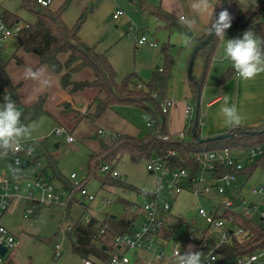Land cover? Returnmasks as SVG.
Wrapping results in <instances>:
<instances>
[{"label":"trees","instance_id":"16d2710c","mask_svg":"<svg viewBox=\"0 0 264 264\" xmlns=\"http://www.w3.org/2000/svg\"><path fill=\"white\" fill-rule=\"evenodd\" d=\"M70 0H66L58 9H52L51 4L44 6L37 0H21V7L28 11L33 20L28 21L30 26L19 31L16 36L17 48L11 55L16 58L19 64L23 61L18 58L17 51L22 49L27 53L35 54L39 59V65H46L52 72L60 75V85L63 90L73 94L89 88H98L104 96H96L92 104H96V112L93 118H100L106 110L115 105H127L144 109L149 115V129L142 136L129 133H115L109 142L100 140V150L90 157L87 170L88 176L82 181L83 186H87L92 178H97L101 187H118L125 191L143 193L136 186L127 183L122 178L114 177L110 174L100 176L103 165H111L113 168L118 164L123 156L129 155L133 160L158 157L165 166L170 168L185 167L192 170L193 175H197L200 170L199 162L195 158L197 152L220 149L249 150L256 146H261L262 154L243 170L236 171L234 168H217L215 176L219 177L227 173L236 172L239 176L251 178L258 168H264V124L259 126H240L230 129L229 137L224 139L201 141L196 136H200V108L199 123L196 133L193 131L196 118L192 120V126L184 133L173 134L168 129V113L163 112L162 103L167 99V89L172 78L174 59L169 51V44L162 48L164 55V65L158 68L152 79L141 87L131 86L130 74L122 82L117 80V71L108 58L106 52H101L96 45L88 44L80 35L82 25L87 19L89 10L83 12L77 23L70 26L64 20V13L68 8ZM137 4L143 12L157 16L164 21L170 29L180 28L176 17L166 11L161 4L154 5L145 0H138ZM227 9L233 17L232 29L236 34L242 35L245 30L252 29L260 38H264V0L250 1L245 6L240 4V0H220L216 12ZM3 14L8 25H13L19 16L8 10ZM209 27V26H208ZM210 35L208 28L206 33L196 39V47L199 43L206 41ZM222 39L212 37L197 53L204 58V68L200 77L194 73V63L189 68V81L192 90V101L197 105L200 100L202 90L207 83V76L213 62L217 58V52ZM61 55H66L62 60ZM11 59H7L5 52L0 56V96L4 89H8L16 104L21 107L23 121L29 127V123L36 120L45 113L47 94L39 96L36 102L30 105H23L18 92L20 84H15L7 70ZM89 68L94 73L93 79L76 80L73 74ZM235 74L230 64L223 74L220 83L226 82ZM1 98V97H0ZM87 116V115H86ZM85 117V116H84ZM190 136V137H189ZM37 149V159L45 153V142L40 140L35 144ZM50 166L53 162L49 161ZM44 171V170H43ZM42 171V172H43ZM55 178L63 183L66 188H72V181L64 178L55 170ZM146 198L153 196V192H144ZM75 200L70 201L65 208L62 222L65 224V233L71 241V247L75 254L83 259H90L96 264H108L110 260V250L113 248L114 235L111 231L100 234L96 227V220L85 223L82 219L73 218L71 206ZM119 202L126 208L137 202L119 198ZM89 209V207H87ZM235 224L245 231V236L239 238L233 236L230 243L223 244L218 250L222 258H234L240 255L253 252L264 253V226L259 222L247 219L241 214H235ZM135 217L130 211L125 210V214L117 219H110L109 223L116 232H132V222ZM189 226L187 232L191 231ZM113 242V243H112ZM191 243V242H190ZM191 244L197 247L196 242ZM104 246L108 249L105 250ZM8 264H18L10 260Z\"/></svg>","mask_w":264,"mask_h":264},{"label":"rangeland","instance_id":"374dc122","mask_svg":"<svg viewBox=\"0 0 264 264\" xmlns=\"http://www.w3.org/2000/svg\"><path fill=\"white\" fill-rule=\"evenodd\" d=\"M64 1L53 0L51 7L57 8ZM137 1L70 0L64 13L66 23L73 26L83 12L89 10L87 19L81 28L83 39L95 40L91 44L96 45L99 50L107 49L109 59L117 71L118 82H122L126 76L133 74L134 76L131 79V86L133 87L138 83L145 85L149 82L152 75L145 83L140 79L142 78L140 74L141 72L142 74L147 73L150 64L157 55L155 51L161 53L163 46L168 42V39H164V36L158 35L162 31L155 24L158 20L154 16L143 14L136 4ZM249 1L251 0H240V4L246 5ZM4 10L16 13L21 21L33 20L32 15L21 7V0H0V12ZM117 10L123 11L124 15L118 21H108ZM158 22L162 26L164 25L162 21ZM163 30L169 31L166 28H163ZM155 32L156 35H154ZM226 33L228 35L226 39H230L231 36L229 35H234L232 27ZM142 35L157 40L159 47L152 49L145 45L136 48V41ZM224 44L222 50L217 54L219 61L227 62L224 57ZM16 48L17 42L14 38L5 51L8 60L11 59V55L16 51ZM17 56L23 61V64H19L16 58H12L7 70L13 82L17 85L20 84V91L18 90V92H20L23 105L33 104L41 94H47L46 105L48 109L38 119L29 123L31 132L27 135L45 142V153L40 155L38 159L41 164L39 170H44V175L57 188L61 185L59 180L55 178V170L66 179H70L72 174H76L77 177L73 181H84L88 176L87 166L91 155L100 150V140L109 142L111 136L116 133L114 126L116 116L109 112V114H103L100 118H93L92 115L96 112V104L88 106V113L86 104L85 106H76L69 103L67 109L61 106L59 102L61 97L58 98L55 93L56 88L63 89L58 74L52 72L46 65H39L38 57L33 53H27L20 49L17 51ZM62 57H65V55H62ZM160 66L163 67V58ZM25 67L49 70L51 86L43 87L37 81L25 79ZM75 77L79 80L91 79L93 78V71L86 68L79 73V76L77 74ZM93 90L94 88H90L77 94L83 96V98H88L87 93H92ZM66 104L68 103L66 102ZM59 126H64L66 131L57 135L53 131ZM100 131H103V133H100ZM70 134L75 139L73 142H69L67 139ZM50 160L53 162L51 166L49 164ZM147 163V158L133 160L129 155H125L115 166L116 170L121 173L122 179L143 191L141 194L134 191H125L118 187L103 188L97 178H92L87 185L88 191L97 197L91 203L92 208L96 210L103 208V210L116 213L118 217H121L125 214V211L123 210V204L119 202V198L137 203L143 202L146 199L144 192H153L157 188L155 177L147 169ZM3 169L7 171L15 169L11 157L0 159V170ZM98 173L103 177L108 175L102 171ZM256 180L264 183V168H258L254 172L250 184L252 185ZM251 185H248V187L251 188ZM104 199L111 200L112 205H106ZM24 207L25 204L22 203L14 206V211L7 213L3 219L4 223L15 232L19 239L18 249L14 255L12 254L19 264H84V259L73 252L71 241L65 233L66 226L62 222L63 207L52 206L54 217L51 216L50 206L44 207L39 213L24 217ZM201 207L208 210L212 207V204L205 198L193 195L187 189L175 198L167 221L164 238L160 241L165 246V253L168 257L172 256L174 244L185 235L190 225L203 226V220L199 215ZM82 212L83 209L78 204L72 209L71 215L73 218H79ZM56 244L62 245L61 256H55L54 248ZM149 258L150 255L141 252V259ZM158 264H163V260L159 261Z\"/></svg>","mask_w":264,"mask_h":264},{"label":"built area","instance_id":"2783aa9c","mask_svg":"<svg viewBox=\"0 0 264 264\" xmlns=\"http://www.w3.org/2000/svg\"><path fill=\"white\" fill-rule=\"evenodd\" d=\"M37 1L44 6H49L52 2V0ZM122 13L123 11L119 10L113 17L118 18ZM29 26V22L21 20L15 21L13 25H8L3 12H0V56L7 50L10 41L15 38L16 34ZM138 44L153 47L158 45L157 42L149 40L146 35H142L138 39ZM6 90L11 93L8 89H4L0 96V103L3 102ZM171 106L172 101L167 98L162 103L163 112H169ZM17 107L22 112L21 107L18 105ZM193 113L194 106L188 105L186 114L193 116ZM65 131L64 126H59L53 132L60 135ZM181 136L183 137L184 133H181ZM67 139L69 142L75 140L71 134ZM38 141L40 139L36 137L26 136L16 151L9 152L6 156H0V159L11 157L15 165V169L10 171L0 170V264H8L13 251L18 246V238L3 220L14 206L25 204L23 215L28 217L36 212L38 206L67 207L73 200L81 202L84 208L82 219L85 223L97 219L96 227L100 234H105L108 231L113 233L114 243L110 250L111 256L108 264H112L113 259L117 264H158L162 259L158 261L157 257L167 255L165 246L160 241L164 238L174 200L186 189L199 198L207 199L211 202L212 207L208 210L204 207L199 209L203 226L190 225L192 230L178 239L173 246L172 255L177 244L181 246L180 251L183 254L188 244L196 242V250L201 251L204 257H207L205 264H264V253L262 252L223 259L218 250L223 244L230 243L234 235L239 238L245 236V231L235 224V214H241L264 226V184L251 185L252 195L260 197L259 201L252 202L241 194L234 196L227 194L228 188L236 187L245 177L239 176L236 172L215 176L217 168L227 167L234 168L236 171L243 170L262 154L261 146L253 147L247 151L225 148L197 152L195 158L200 165L197 175H193L192 170L182 166L167 167L158 157L150 158L147 169L154 175L157 188L153 191L152 197L146 198L139 204H132L124 208V210L130 211L135 218L129 221L132 222L133 231L121 233L111 227L109 220L99 219L89 211L88 205L94 202L97 197L89 192L87 186H83L82 182L73 181L77 177L76 174H72L70 178L72 188H57L44 175V172L39 170L41 164L37 159L35 147ZM26 161H30V165L20 169ZM102 172L122 178L121 173L111 165H103ZM206 175H209V178ZM104 202L106 205L113 203L109 199H104ZM1 248L6 250L5 254H2ZM141 252L150 255V258L141 259ZM61 254L62 245L56 244L55 255L61 256ZM84 264L96 263L90 259H84Z\"/></svg>","mask_w":264,"mask_h":264},{"label":"crops","instance_id":"0c3cea01","mask_svg":"<svg viewBox=\"0 0 264 264\" xmlns=\"http://www.w3.org/2000/svg\"><path fill=\"white\" fill-rule=\"evenodd\" d=\"M145 1H147L148 3L154 4V5L161 4L166 11L170 12L176 17L177 23L180 26V28L170 29L169 27L165 25L164 21L160 20L157 16L152 15L147 12H143L136 2L140 11L143 14H149L151 16H154L156 20L162 21L164 23V25L162 26L161 24H159L158 21L157 23L155 22L156 26L157 27L159 26L162 29V31H160L158 35L159 36L162 35L164 36V39H168L167 40L168 42L166 44L170 45L169 51L174 59V66L172 69V78L169 81L168 89H167V98L172 101V106L168 113V129L173 134H180L192 126V120L195 118V115H196V104H194L192 101V90H191L190 81H189V68H190L193 51L196 48V39H198L199 37H202L206 33L207 28L209 26V20L206 16H198L193 12L192 7H191L193 0H151V1L145 0ZM251 1H257V0H251ZM62 4H60V6ZM60 6H58L57 8H53V7L51 8L58 9ZM242 6H245V5H242ZM123 15H124V12L118 18H114L113 16L110 17L108 21H111V20L118 21ZM181 16L185 18L184 22L180 20ZM18 20H21V19L18 18ZM193 20L195 21V23L193 27L189 28L187 22L193 21ZM163 28H166L169 31H165L163 30ZM233 32H234V35H229L231 36L230 39L242 36V35L236 34L234 30ZM81 33L82 32L80 30V35ZM154 35H156V32ZM227 37L228 35L226 33L225 38ZM149 40L157 42V40H155L154 38H149ZM186 40L189 41V43H185ZM85 41L90 45H92L91 43L95 42V40L90 41L89 39ZM136 43H137L136 48L145 46V45H139L138 39ZM223 44H224V41L221 40L217 53H219L222 50ZM147 46L152 49H157L159 47V45H157L156 47H153L150 45H147ZM99 51L106 52L108 55L107 49L99 50ZM155 52L157 55L155 56L154 60L150 64L147 73L142 74L141 72L140 74L141 77L144 79L143 80L142 78H140L143 82L148 80L151 75H152L151 76V79H152L154 72L158 68H162V66H160L162 64V58H163V65H164V55H163L162 50H161V53L159 51H155ZM218 57L219 56L217 54V58L213 62L211 69L207 76L208 84L204 86L201 97H200V125H201L200 136L203 138H211V137L219 136L224 133H227L230 129H232L223 124V120L219 115V109L221 105L223 104L225 95H227V97L229 98V104L230 105L235 104L240 114L244 117V120L241 126H259V125L264 124V73H261L258 76H256L254 79L247 80V81L238 78L236 74H234L226 82L220 83L223 74L226 72L231 62L229 60H227V62L219 61ZM61 58L62 60H65L66 55L65 57H62L61 55ZM108 58H109V55H108ZM203 68H204V58L199 56L195 59V63H194L195 75L200 77L202 75ZM80 72L75 73L74 79L79 80L75 76L77 74L79 76ZM58 76H59V82H60V75L58 74ZM93 78H94V73H93ZM81 80H84V79H81ZM141 85L142 84L138 83L135 85V87H139ZM19 91H20V88H19ZM79 92L71 94L68 91L60 89V88H56L55 90V93L57 94L56 96L58 98L61 97L59 100L61 106H64L67 109L69 108V103H72L73 105H76V106H81V105L85 106L86 104L87 113H88V106H91L93 99L98 95L101 97L104 96V93H101L98 88H94L92 93H87L88 98H83V96L78 95L77 93ZM20 98H21V95H20ZM21 102H22V99H21ZM66 102L68 104H66ZM188 105L194 106L193 116H188L186 114V107ZM45 109L46 110L48 109V106L46 104H45ZM109 112H112L116 116V123L114 124L116 128L115 130L116 133H129V134L136 135L139 137H142L147 133L148 128H149V115L144 109L134 107V106H127V105H115L109 108L108 110H106L104 115L109 114ZM206 176L209 178V175H206ZM250 179L251 178L249 179L243 178L241 179L240 183L236 187L228 188L227 189L228 195L234 196V195L241 194L252 202L259 201L260 197L252 195L250 191V186L248 187V185H251ZM59 182L61 186H58V188H63L64 187L63 183L61 181ZM254 184H264V183L261 182L260 180H256V182L252 183V185ZM78 204L81 205L83 209V212L81 213L82 215L84 213V208L80 201L78 202L76 201L72 204L71 213H72V209ZM44 207H47V206H38L36 208L35 213H39ZM50 207H51L50 208L51 216L54 217V214L52 212L53 207L52 206ZM88 207H89V211H91V213H93L99 219L119 218L116 213H112L108 210H103V208L99 210L92 208L91 203L88 205ZM63 208H64L63 210L65 211L66 207H63ZM14 209L15 208H13L11 212L9 213H12ZM123 210H124V207H123ZM8 228L11 230L9 226ZM12 232L15 234L14 231ZM18 243H19V239H18ZM17 249H18V246L13 251L12 253L13 255L15 251H17ZM13 255L11 256V260L18 263L14 259Z\"/></svg>","mask_w":264,"mask_h":264},{"label":"clouds","instance_id":"9594fccd","mask_svg":"<svg viewBox=\"0 0 264 264\" xmlns=\"http://www.w3.org/2000/svg\"><path fill=\"white\" fill-rule=\"evenodd\" d=\"M220 0H193L192 10L198 16H206L209 20L208 34L225 41L224 57L231 65L238 78L245 81L254 79L264 73V38H260L252 29L245 30L240 37L226 39L225 33L232 26L233 17L223 9L218 13L215 11ZM185 21L183 16L180 17ZM189 28L193 27L195 21H188ZM189 43V41H185ZM24 78L39 82L43 87L51 86L49 70L44 68L33 69L25 67ZM219 115L223 124L230 128L240 127L244 117L240 114L235 104H229L227 95L219 109ZM31 129L22 121V112L18 110L16 101L11 93L5 91L3 102L0 103V156H6L14 152L20 146ZM177 244L171 257L167 255L157 257L163 260V264H205L207 257L201 251L196 250L195 245L188 244L183 252ZM112 264H117L113 259Z\"/></svg>","mask_w":264,"mask_h":264},{"label":"water","instance_id":"95a60500","mask_svg":"<svg viewBox=\"0 0 264 264\" xmlns=\"http://www.w3.org/2000/svg\"><path fill=\"white\" fill-rule=\"evenodd\" d=\"M212 37H213V36H209L208 39H207L206 41H203V42H201V43H199V44L197 45V47H196V48L194 49V51H193V55H192V59H191V65L194 63V60H195V57H196L198 51H199V50H200V49H201V48H202L207 42H209V41L211 40ZM199 108H200V100H198L197 105H196V115H195L196 121H195V125H194V127H193V131H194L195 133H196V130H197V127H198V123H199ZM229 135H230L229 133H224V134H222V135L215 136V137H211V138H209V139H211V140H215V139H219V138L224 139V138L229 137ZM196 136H197L198 139L201 140V141H206V140H208V138H203V137H201V136H198L197 133H196ZM29 165H30V161H26V162L20 167V169H24V168L28 167ZM104 249L107 250L108 248H107L106 246H104ZM1 252H2V254H5L6 250L1 248Z\"/></svg>","mask_w":264,"mask_h":264}]
</instances>
